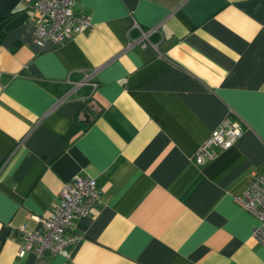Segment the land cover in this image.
<instances>
[{
	"label": "crops",
	"instance_id": "crops-1",
	"mask_svg": "<svg viewBox=\"0 0 264 264\" xmlns=\"http://www.w3.org/2000/svg\"><path fill=\"white\" fill-rule=\"evenodd\" d=\"M35 1L0 0V264H264L237 201L264 177V0H75L91 26L41 47ZM77 176L100 201L70 257H19Z\"/></svg>",
	"mask_w": 264,
	"mask_h": 264
},
{
	"label": "built area",
	"instance_id": "built-area-1",
	"mask_svg": "<svg viewBox=\"0 0 264 264\" xmlns=\"http://www.w3.org/2000/svg\"><path fill=\"white\" fill-rule=\"evenodd\" d=\"M74 7L75 0L35 1L32 11L35 21L34 40L37 46L41 47L47 41L57 46L62 45L74 34L81 33L91 26L89 18L78 14ZM152 32L153 30L140 31V38L135 43L146 46ZM81 85L82 83H73L74 88ZM242 133L243 125L239 120L225 118L197 150L196 163L201 165L206 159H213V147L230 149ZM99 201L100 191L95 180L89 177L77 176L64 184L58 202L53 205L51 217H34L40 229L31 231L23 226L18 230L24 240L18 250V256L23 257L30 252L39 258L61 256L68 259L72 247L79 240L77 235L70 232L72 221L87 216ZM237 201L244 211L256 218L253 238L264 248V177H254Z\"/></svg>",
	"mask_w": 264,
	"mask_h": 264
},
{
	"label": "trees",
	"instance_id": "trees-1",
	"mask_svg": "<svg viewBox=\"0 0 264 264\" xmlns=\"http://www.w3.org/2000/svg\"><path fill=\"white\" fill-rule=\"evenodd\" d=\"M2 36H1V34H0V38H1Z\"/></svg>",
	"mask_w": 264,
	"mask_h": 264
}]
</instances>
